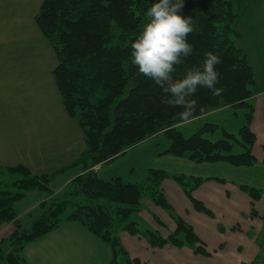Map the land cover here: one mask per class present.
<instances>
[{"label": "trees", "instance_id": "1", "mask_svg": "<svg viewBox=\"0 0 264 264\" xmlns=\"http://www.w3.org/2000/svg\"><path fill=\"white\" fill-rule=\"evenodd\" d=\"M241 1L185 0L182 9L193 20L194 32L189 33V39L195 49L176 66L174 75L182 76L186 69L202 65L207 51L221 58L216 66L220 94L213 95L207 88L198 89L192 97L196 109L189 121L225 107L248 110L247 123L237 134L223 132L224 139L211 141L204 134L216 130L213 125L185 138L177 130L178 125L188 122L181 116L182 109L165 104L163 90L140 74L132 62L131 43L148 20L145 12L151 0H44L35 22L55 52V82L67 114L80 125L86 149L70 166L51 173L35 174L22 166L0 168V227L10 223L16 227L15 233L0 244V264H27L22 257L25 246L64 222H77L110 245L113 261L109 264H119L117 258L126 255L120 231L142 235L153 248L188 246L197 255L211 256L193 228L179 217H174L177 228L167 239L151 230L141 231L132 220L145 192L151 193L154 204L171 211L160 189L167 177L164 172L150 170L145 183L135 184L121 178L104 181L94 168L162 132L171 143L167 153L173 156H187L200 163L226 162L246 167L255 164L252 150L256 138L250 129L255 76L237 46L238 35L234 30ZM115 29L121 33L118 44H113ZM236 145L242 148L238 154L234 153ZM77 167L82 174L70 183L68 190L55 196L51 185L56 178ZM10 176L14 181H7ZM175 180L186 188L198 212L212 216L192 196L202 179L194 180L193 184L186 183L183 176ZM242 189L253 202L259 200L261 191ZM35 191L46 199L31 227L23 229L15 207ZM256 214L253 209L252 215Z\"/></svg>", "mask_w": 264, "mask_h": 264}, {"label": "crops", "instance_id": "2", "mask_svg": "<svg viewBox=\"0 0 264 264\" xmlns=\"http://www.w3.org/2000/svg\"><path fill=\"white\" fill-rule=\"evenodd\" d=\"M43 2L0 0V168L22 166L35 174L68 167L86 149L80 125L67 114L55 82V52L35 22ZM234 30L237 46L255 76L250 100L254 107L250 129L256 138L253 166L173 156L167 153L171 143L162 132L94 168L104 181L121 178L135 184L145 183L150 170L164 172L167 177L160 189L171 211L154 204L151 193L145 192L132 220L141 231L151 230L167 239L177 228L174 217H179L193 228L211 256L197 255L188 246L153 248L142 235L120 231L126 255L117 258L119 264H264V0H247ZM247 114L244 108L225 107L182 123L177 130L185 138L208 125L217 127L213 132L237 134L246 125ZM180 176L188 184L203 180L192 196L212 216L194 208L186 188L175 180ZM242 187L261 191L259 200L253 202ZM45 199L35 191L17 203L22 228L31 227ZM15 231L13 223L0 227V244ZM22 257L27 264H109L113 251L81 224L64 222L27 244Z\"/></svg>", "mask_w": 264, "mask_h": 264}, {"label": "clouds", "instance_id": "3", "mask_svg": "<svg viewBox=\"0 0 264 264\" xmlns=\"http://www.w3.org/2000/svg\"><path fill=\"white\" fill-rule=\"evenodd\" d=\"M185 0H151L146 10L148 18L131 43L132 62L143 76L158 85L165 96L163 102L182 109L181 116L189 121L196 109L195 93L209 89L218 96L220 56L213 51L204 53L203 63L175 76L176 66L194 53L195 45L189 33L194 32L191 16L182 12Z\"/></svg>", "mask_w": 264, "mask_h": 264}, {"label": "rangeland", "instance_id": "4", "mask_svg": "<svg viewBox=\"0 0 264 264\" xmlns=\"http://www.w3.org/2000/svg\"><path fill=\"white\" fill-rule=\"evenodd\" d=\"M247 3V0L241 1V6H240V10H242V7ZM121 38V33L119 32V30H114V39H113V44H118V42L120 41ZM204 137L208 140L211 141H217L220 139H224V133L222 132V129L217 130L215 132H207L204 134ZM242 151V148L239 147L238 145L235 146L234 148V153L238 154ZM80 174H82V170L80 167H77L75 169H70L69 171H67L66 173H63L61 175H59L55 182L51 185V189L53 190V193L55 196H59L61 194H63L66 190L69 189L70 187V183L73 182V180L78 177ZM14 181V180H11ZM24 229V228H23Z\"/></svg>", "mask_w": 264, "mask_h": 264}]
</instances>
